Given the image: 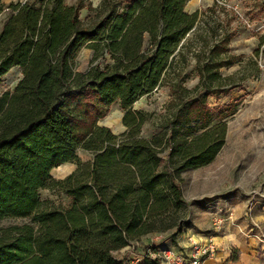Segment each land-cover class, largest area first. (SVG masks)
<instances>
[{
  "label": "trees",
  "instance_id": "obj_1",
  "mask_svg": "<svg viewBox=\"0 0 264 264\" xmlns=\"http://www.w3.org/2000/svg\"><path fill=\"white\" fill-rule=\"evenodd\" d=\"M188 1L101 0L85 22L81 3L0 0V14L9 11L0 78L22 70L13 91L0 94V220L30 218L0 226V264H130L113 253L165 231L161 224L183 209L180 173L214 160L226 135L222 119L236 110L222 106L213 120L205 97L221 92L219 69L232 62L229 37L201 58L203 47L191 49L199 12H188ZM83 47L93 51L90 66L76 72ZM188 51L199 76L192 91L182 86ZM165 82L174 109L167 133L143 138L145 117L133 104ZM197 89L186 98L177 92ZM116 102L125 112L120 135L98 124ZM78 148L92 152L91 163L54 180L51 171L75 161ZM48 187L61 188L71 204L44 209L39 190ZM143 247L140 264H160L149 256L160 246Z\"/></svg>",
  "mask_w": 264,
  "mask_h": 264
},
{
  "label": "rangeland",
  "instance_id": "obj_2",
  "mask_svg": "<svg viewBox=\"0 0 264 264\" xmlns=\"http://www.w3.org/2000/svg\"><path fill=\"white\" fill-rule=\"evenodd\" d=\"M11 1L25 0H1L4 4ZM115 1L123 3L126 0ZM100 2L65 0L68 5L81 3L85 6L80 11V18L85 22L94 18L90 8L97 7ZM185 9L199 12L198 35L191 49L203 47L199 55L201 58L206 59L212 42H219L224 35L229 37L226 53L229 57L226 60L230 58L232 62L219 69L221 79L218 88L221 92L207 95L205 100L214 122L220 119L217 115L222 106L233 104L236 110L222 119L227 126L226 135L214 160L180 173L184 207L173 219L161 224L162 228L166 227L165 231L149 233L132 246L113 253L119 259L126 258L130 264L142 263L143 260L139 262L137 259L146 242H153L160 247L175 246L189 250L190 240L202 244L212 236L218 245L217 238L230 231L241 237L246 236V239L252 238L264 246V0H189ZM8 14L7 9L0 14V31ZM92 54V49L88 47L80 50L76 58V72H83L90 66ZM21 75L19 67H13L3 75L0 78V94L13 91ZM182 76V86L192 91L199 76L190 51ZM198 91L189 94L181 90L177 92L186 98L196 96ZM170 99L171 87L165 82L133 104L132 109L142 112L145 117L140 127L141 137H165L167 132L164 125L174 110L169 104ZM124 113L117 102L113 103L98 124L120 135L126 130L122 122ZM161 148V155L164 156L167 148L164 145ZM75 154V161L61 164L51 171L54 180H63L80 164H89L93 159L92 152L82 148H78ZM39 197L44 209L66 208L73 200L59 187L40 189ZM219 220L221 223H218ZM28 222V217H10L0 220V226ZM171 223L174 224L167 229ZM177 231L179 234L174 240L179 243L170 245L171 234ZM236 254L238 252H232L230 259H234ZM257 258V263L264 262V256Z\"/></svg>",
  "mask_w": 264,
  "mask_h": 264
},
{
  "label": "crops",
  "instance_id": "obj_3",
  "mask_svg": "<svg viewBox=\"0 0 264 264\" xmlns=\"http://www.w3.org/2000/svg\"><path fill=\"white\" fill-rule=\"evenodd\" d=\"M246 238V236H239L236 232L223 233L217 238L218 250L216 254L207 259L205 264H264V262L257 263V256H264V246L259 245L252 238ZM176 243L169 242L170 245H176ZM235 251L238 254L234 255V259H230L232 252Z\"/></svg>",
  "mask_w": 264,
  "mask_h": 264
},
{
  "label": "built area",
  "instance_id": "obj_4",
  "mask_svg": "<svg viewBox=\"0 0 264 264\" xmlns=\"http://www.w3.org/2000/svg\"><path fill=\"white\" fill-rule=\"evenodd\" d=\"M218 223H221V220ZM190 242L189 250L178 249L175 246L159 247L156 252H150L149 256L158 260L160 264H205V261L212 258L217 252V243L212 236L202 244H197L194 240H190ZM149 244L154 245L153 242H149ZM143 258L144 256L141 255L137 260L140 262Z\"/></svg>",
  "mask_w": 264,
  "mask_h": 264
}]
</instances>
